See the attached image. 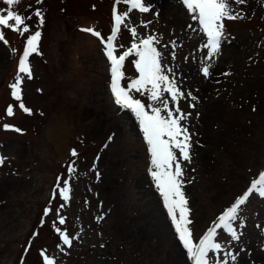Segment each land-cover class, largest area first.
Listing matches in <instances>:
<instances>
[{
	"label": "rangeland",
	"instance_id": "rangeland-1",
	"mask_svg": "<svg viewBox=\"0 0 264 264\" xmlns=\"http://www.w3.org/2000/svg\"><path fill=\"white\" fill-rule=\"evenodd\" d=\"M29 3L45 14L42 55L30 57L33 78L22 85L31 115L19 109L9 87L28 34L0 29L9 42L6 46L0 41V155L7 157L0 166V264H20L22 256L24 264H42L41 249L56 257V264H191L148 173L149 154L138 125L130 112L118 111L113 104L102 45L79 31L92 26L106 38L114 0H44L42 5L23 0L19 11L31 12ZM153 3V12L130 13V23L141 37L156 34L163 43H182L171 66L179 65L182 90L199 98L195 108L189 107L190 100L180 102L181 109L191 113L187 125L194 133L192 161L182 167L190 227L198 240L264 170V0H248L245 19L225 22L229 41L211 62L210 78L200 72L206 50L198 49L205 38L187 27L198 24L179 0ZM4 7L0 0V9ZM127 7L118 5L117 11ZM154 11H159L158 18ZM141 21L151 23L145 28ZM31 23H37L35 17ZM131 40L122 27L117 43L126 48ZM136 75L126 61V76ZM9 105L11 117L6 113ZM4 124L22 133L4 130ZM109 136L113 139L104 148ZM72 149L78 158L71 157ZM72 160L77 172L70 181V201L61 212L66 224L57 226L79 239L61 252L51 227L55 216L46 217L43 228L39 224L57 177L67 178ZM61 203L52 201L53 209ZM100 215L104 219L98 222ZM244 219L242 240L233 245L239 252L237 264H264V231L256 227H264V199L250 198ZM37 230L40 234L25 255ZM228 239L227 234L219 237L220 242Z\"/></svg>",
	"mask_w": 264,
	"mask_h": 264
},
{
	"label": "snow or ice",
	"instance_id": "snow-or-ice-1",
	"mask_svg": "<svg viewBox=\"0 0 264 264\" xmlns=\"http://www.w3.org/2000/svg\"><path fill=\"white\" fill-rule=\"evenodd\" d=\"M179 2L186 9L191 20L199 26L196 28L189 24L188 29L202 34L205 38L198 49L200 52L206 50L200 58V72L203 77L210 78L213 69L211 62L218 58L222 45L229 41L225 22L245 19L248 0H179ZM2 3L6 7L0 9V29H9L21 37L28 34L23 52L19 57L17 75L9 87L11 96L19 102V109L31 115L32 110L25 106L22 99V85L25 79L33 78L30 57L33 54L42 55L39 44L45 14L42 7L33 8L31 3L27 5V8H31L32 11L21 13L18 6L23 3V0H2ZM43 3L44 0H35L36 5ZM122 4L128 7L118 12L117 6ZM154 7L153 0H114L113 25L106 38L92 26L80 28L79 31L99 39L102 45L101 54L109 64V90L113 104L118 111L130 112L138 125L149 154L148 173L161 197L177 238L186 251L187 260L191 264H237L239 252L233 250V245L239 244L242 240L243 230L246 227L244 212L250 198L255 195L264 199V170L259 172L258 178L251 181L246 191L217 217L198 240L193 239V230L190 227L192 220L189 218L191 208L184 191L186 181L182 165L184 162L191 163L192 161L194 133L190 132L187 125L191 113L184 112L180 107V102L190 100L192 103L189 107L195 108L199 98L191 91L182 90V81L178 79L179 65L171 66L177 59L178 49L183 46L182 43H178L175 39L163 43L162 37L156 34L141 37L137 27L130 23V13L134 10L147 14L153 12ZM154 15L158 18L159 11H154ZM33 17L37 21L35 25L31 23ZM150 23L151 21H141V25L145 28ZM122 27L132 37L130 46L126 48L123 44L117 43ZM0 41L6 46L9 44L3 30H0ZM120 49L124 50L121 52ZM12 51L15 53L16 50L12 49ZM184 59L187 61L188 57ZM126 61L134 66L137 73L135 77L126 76ZM222 75H229V73H222ZM136 94H139L141 98H137ZM252 110L256 111L255 107ZM6 113L9 117L13 116V106L9 105ZM3 128L22 133V129L13 125L4 124ZM112 139L113 136L108 137L104 148L108 147ZM70 155L74 158L79 157L76 149H72ZM6 160L7 157L0 155V166H3ZM66 171L67 178L57 177L51 199L43 211L39 224L40 228H43L45 218L50 214L55 216L51 227L61 241L57 244L61 252L65 251L64 246L71 248L74 240L79 239V235L72 236L66 229L62 230L57 226V224L60 226L66 224L67 218L61 212L70 201L72 192L70 181L77 172L76 160L70 161ZM96 175L99 179V172ZM56 199L63 203L53 209L52 201ZM102 219H104L103 215L97 217L98 222ZM256 227L264 231L261 225ZM218 230L222 231L218 232ZM39 234V230L33 232L25 247V255ZM223 234H227L229 239L220 242L219 237ZM240 251L244 249L241 247ZM39 255L42 264H56V257L47 254V249H41ZM20 264H24L23 256Z\"/></svg>",
	"mask_w": 264,
	"mask_h": 264
},
{
	"label": "bare ground",
	"instance_id": "bare-ground-1",
	"mask_svg": "<svg viewBox=\"0 0 264 264\" xmlns=\"http://www.w3.org/2000/svg\"><path fill=\"white\" fill-rule=\"evenodd\" d=\"M51 137H52V136H51ZM55 137H56V142H55V144L57 145V141H58V138H57V137H58V136H55Z\"/></svg>",
	"mask_w": 264,
	"mask_h": 264
}]
</instances>
